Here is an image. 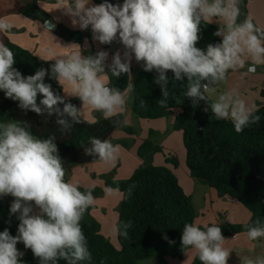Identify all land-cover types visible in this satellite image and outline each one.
Wrapping results in <instances>:
<instances>
[{"label": "clouds", "instance_id": "9594fccd", "mask_svg": "<svg viewBox=\"0 0 264 264\" xmlns=\"http://www.w3.org/2000/svg\"><path fill=\"white\" fill-rule=\"evenodd\" d=\"M239 2L123 0L120 4L103 0L93 4L91 0H56L55 9L69 16L74 27H90L95 41L111 44L118 38L123 55L117 50L107 64V51L85 56L78 44L66 47L74 50L55 57L51 65V78L61 86L65 94L62 96L44 82L46 69L25 77L14 67L13 51L0 41V91L6 98L18 101L22 110L55 116L65 135L75 124L84 122L85 108L100 112L106 120L126 112L134 85L129 83L121 90L112 87L111 82L113 77L130 73L133 57L143 62L144 71L158 73L154 83L160 86L164 98L159 101L161 105L166 106L169 97V71L175 81L186 78L184 95L191 98L193 105L209 100L214 86L225 81L230 71L240 72L250 61L246 72L241 73L247 75L264 65V28L250 17L238 23ZM213 22L219 25L214 35L221 38L220 42L210 43L206 49L197 47L201 24ZM13 27L9 20L0 18V33H8ZM44 27L49 33L54 25L46 21ZM38 94L43 97L39 103ZM66 96L78 98L81 107L66 102ZM210 109L215 119L231 120L237 133L261 120L243 99L229 93L220 94L210 103ZM55 139V135L43 138L33 134L26 122H0V197L14 198L10 214L18 213L19 220L15 236L7 228L0 231V264H24L18 243L30 249L39 264H85L92 260L81 221L95 197L92 191H81L77 184L65 179L66 169ZM88 145L85 154L105 163L114 162L120 151L119 145L97 137H89ZM118 191L105 189L106 195ZM131 191L129 188V195ZM130 227L131 223H124L116 231L127 238ZM247 238L253 242L264 238V221L257 219L247 226ZM225 243L222 229L216 224L201 227L192 222L183 226L181 246L194 250L200 264H228L231 250ZM244 264H264V256L246 257Z\"/></svg>", "mask_w": 264, "mask_h": 264}, {"label": "trees", "instance_id": "16d2710c", "mask_svg": "<svg viewBox=\"0 0 264 264\" xmlns=\"http://www.w3.org/2000/svg\"><path fill=\"white\" fill-rule=\"evenodd\" d=\"M93 1L96 4L103 2ZM109 2L122 4L123 0ZM247 2L248 0H240V22L248 17ZM38 8V0H33L30 4H24L23 0H0V18L23 15L36 19L33 13ZM44 16L48 18L46 14ZM200 27L197 47L206 49L208 44L220 42L221 38L214 35L218 26L201 24ZM63 32L67 40L82 42L81 32ZM0 41L13 51L14 67L25 77L44 68L48 73L44 82L51 84L55 93L64 96L61 86L51 78V65L54 62L40 59L31 51L15 45L4 33H0ZM142 63L136 73L132 91L134 115L144 120H159L172 116L175 110L179 111L173 130L182 133L186 167L192 178L203 186L215 189L221 198L227 197L239 202L252 213L248 223H222L217 226L221 227L224 238L247 234V226L254 224L257 219L264 221V102L253 112L261 117L260 122L237 133L231 120L215 119L210 109V97L209 100L198 101L193 105L191 98L184 95L186 78L183 81H175L171 71L166 74L169 79L167 105H161L159 101L164 98L160 86L154 83L158 73L155 70L144 71ZM112 81L117 83V88L123 90L129 84V74H121L119 78L113 77ZM42 98L38 94L37 102ZM261 98L264 101V88L261 90ZM66 102H71L79 108L78 99ZM60 107L62 108V105ZM0 111L7 114L12 121L26 122L30 125V131L39 137L55 135L59 154L76 165L100 161L85 154V147L90 146L89 137L108 140L121 128L130 136L136 134L132 127L124 125L123 114L111 120L98 118L95 123L84 121L75 124L72 131L65 135L60 132L55 116L48 117L46 114L37 115L32 111L22 110L18 101L6 98L3 91H0ZM115 120L121 123L116 124L113 122ZM153 135L154 132H151V136ZM121 144L126 148L130 147L129 141H123ZM162 152V147L149 138L138 149V156L144 165L130 178L116 180L114 173L100 177L106 188H118L122 194L116 228L124 223H131V227L127 230V238L117 233L119 248H116L102 235L100 224L92 217L91 206L81 221L92 254V260L85 264H140L149 260H155L158 264H169L168 258L182 260L190 250L182 248L181 234L184 224L195 222L197 212L191 197L185 193L174 172L167 166H155L152 163L154 154ZM166 163L173 164L175 168L179 166L176 158H167ZM129 188L132 189L131 195L128 194ZM89 190L93 194H101L98 188ZM17 217L18 213L10 214V205L0 202V231L7 228L10 234L15 236L19 224ZM22 260L24 264H39L30 249L25 250ZM58 264L65 262L59 261ZM193 264H200L198 256Z\"/></svg>", "mask_w": 264, "mask_h": 264}, {"label": "crops", "instance_id": "0c3cea01", "mask_svg": "<svg viewBox=\"0 0 264 264\" xmlns=\"http://www.w3.org/2000/svg\"><path fill=\"white\" fill-rule=\"evenodd\" d=\"M23 1L24 4H30L33 2V0ZM42 2L44 1H38V7L42 10L43 15L46 14L48 18L52 17L57 22L59 30L56 33H61L63 30L79 31L83 34L82 42H68L61 37L57 38L55 35H53L52 31L47 33L45 31L44 22L48 18H45V16L44 19L41 21H38V19L36 21H32V18L23 15H12L4 17L14 25L10 32L4 33L12 43L31 51L38 58L50 62H55V57L63 56L73 51L74 49L66 48L73 44H78L82 50V54L85 56L95 55L100 50L107 51L109 53V57L106 62L107 64L111 63L112 55L117 50H119L123 55V45L119 42L118 38L116 41L118 42L117 48L114 52H112L110 47H105L98 41H95L93 39V33L91 30H81L78 26L74 27L71 23V18L65 15L62 10L55 9V5H53L51 2L50 5H46L47 8L45 9L43 8ZM91 2L93 4H96L93 0H91ZM247 11L248 17H250L257 26L264 28V0H248ZM22 17H26L28 19H23ZM240 20L241 16H239L238 23L240 22ZM211 24L219 26L217 22H213ZM24 26L27 28L28 35L30 31H34L39 34V37L41 38L39 40H41V42L37 43V39H32L28 36H19V29H21L20 27ZM141 63L142 62H137L134 57L131 61L129 83H132L133 85L136 78V73ZM250 63L251 62L249 61L248 64H246L245 69H241L240 72L234 73L230 71L225 81L220 82L219 84L214 86V90L212 91L213 94L209 93V97L212 99V101L216 100L220 94L229 93L230 96L243 99L247 103V105L253 109V112L256 111L264 102L261 98V90L264 88V65L257 66L255 73L241 75V73L246 72L247 67ZM106 71H108L107 68ZM111 86L117 88L118 85L116 82L112 81ZM63 95H65L64 92ZM65 99L71 100L77 98L66 96ZM79 107H81V102ZM125 113H127L126 118L127 116H132V114H134L132 111V92L130 94ZM99 114L101 115L100 112H93L85 108L82 119L88 123H93V121L98 120L97 117ZM178 114L179 112L177 111L173 112V122L176 120ZM7 121L12 120L7 114L0 111V122ZM117 132L118 130L115 131L108 138V140L114 145H116L118 141L114 139L115 134H117ZM134 137L136 136H129L127 134V139H125L127 141H135ZM140 146L141 143H134V152L137 155ZM59 156L66 169L65 179H67V175L69 174V171L72 168L71 163L66 160L62 155L59 154ZM141 162H134V164L138 166H136V168L134 167L133 170H131L129 178L138 169V167L142 165ZM183 172V181L179 179L178 175L177 177L181 186L184 188L185 193L192 199L193 205L197 212V218L195 222L201 227H203V225L205 224L209 226H211L212 224L220 225L222 223L245 224L251 220L252 213L242 204L227 197L221 198L215 189L203 186L194 178H192L188 169L185 168ZM94 177L96 178L98 177V175ZM225 239V246L231 250L228 264H244V260L246 257L254 259L257 256H264V238L258 239L253 242L248 240L247 234H241ZM196 256L197 253L194 250L190 249L186 252L182 260L168 258L167 261L169 264H193Z\"/></svg>", "mask_w": 264, "mask_h": 264}, {"label": "rangeland", "instance_id": "374dc122", "mask_svg": "<svg viewBox=\"0 0 264 264\" xmlns=\"http://www.w3.org/2000/svg\"><path fill=\"white\" fill-rule=\"evenodd\" d=\"M44 1L43 8H47L46 5H50V2L53 5H56V0H38ZM40 9V8H39ZM42 12V10L40 9ZM43 13V12H42ZM23 19H28L26 17H22ZM52 18V17H50ZM33 19V18H32ZM36 21L37 19H33L32 21ZM38 21H41L38 19ZM19 28V27H18ZM19 36L21 37H30L32 39H37V43L41 42L39 34L34 31H30L29 35L27 34V28L20 27ZM91 28L87 29L90 31ZM57 31H52L53 35L57 38H63L65 41L71 42L67 40L64 32L56 33ZM26 33V34H24ZM213 94V92H211ZM78 99V98H77ZM79 100V99H78ZM80 103V100H79ZM179 112L178 110H175ZM125 118H126V114ZM103 117L102 114L98 115L97 118ZM173 115L159 119V120H144L138 118L136 115L132 114V116H127L126 122L124 120V125L132 127L136 134L134 137L135 141H129L130 147H124L121 142H126L127 133L124 128L118 130L117 134H115V140H118L116 145L120 146V151L118 153V157L114 162H102L98 161L95 163H91L88 165H76L71 164V169L69 174L67 175V180H71L73 183L77 184L80 189L86 191L89 189L98 188L101 190V194H93L95 197V203L92 205L93 210L91 212L92 217L100 224L101 233L104 235L116 248H119V242L117 239V231L116 225L119 218V207L122 201V194L120 191L114 192L111 195H106L105 193V183L100 178L102 175L114 173L116 180H126L129 178V174L133 168L138 165H135V161L141 162L138 168L144 165L143 160L134 152V143H143L145 140L151 138L153 142L162 147V153H156L153 156V164L155 166H167L170 170L174 172V174L179 176V179L183 181L184 170L186 167V151L183 143L182 133L179 131L173 130V124L175 121H172ZM117 131V130H116ZM151 132H154V135L151 136ZM130 136V135H129ZM126 138V139H125ZM114 145V144H113ZM138 157V158H137ZM167 158H176L179 166L177 168L174 167L173 164H167ZM98 175V177H94ZM178 178V177H177ZM197 181V180H196ZM180 183V182H179ZM181 185V184H180ZM184 189V188H183ZM12 196H3L0 197V202L11 205L13 202ZM34 212L37 211L35 205L33 204ZM17 248L24 253L22 259L25 256V248L24 245L19 243L17 244ZM140 264H157L155 260L143 261Z\"/></svg>", "mask_w": 264, "mask_h": 264}, {"label": "water", "instance_id": "95a60500", "mask_svg": "<svg viewBox=\"0 0 264 264\" xmlns=\"http://www.w3.org/2000/svg\"><path fill=\"white\" fill-rule=\"evenodd\" d=\"M33 16L36 18V19H40V20H43L44 19V15L43 13L40 11V9H36L33 13ZM50 22L51 24L54 25V27L52 28L51 31H58L59 30V26L57 24V22L53 19V18H48L45 20V22ZM45 22H44V25H45ZM117 40H114L113 43L111 44H102L103 46L105 47H110L111 51L114 52L117 48V45H118V42H116Z\"/></svg>", "mask_w": 264, "mask_h": 264}]
</instances>
